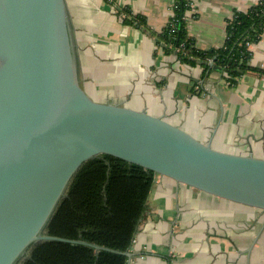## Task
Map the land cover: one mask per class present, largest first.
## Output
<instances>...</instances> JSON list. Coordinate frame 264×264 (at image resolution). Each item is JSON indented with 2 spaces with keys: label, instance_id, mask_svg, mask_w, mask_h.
Masks as SVG:
<instances>
[{
  "label": "water",
  "instance_id": "obj_1",
  "mask_svg": "<svg viewBox=\"0 0 264 264\" xmlns=\"http://www.w3.org/2000/svg\"><path fill=\"white\" fill-rule=\"evenodd\" d=\"M99 156L264 212V157L203 142L164 115L93 100L66 0H0V264H20L42 242L130 261V251L47 234L73 178Z\"/></svg>",
  "mask_w": 264,
  "mask_h": 264
},
{
  "label": "crops",
  "instance_id": "obj_2",
  "mask_svg": "<svg viewBox=\"0 0 264 264\" xmlns=\"http://www.w3.org/2000/svg\"><path fill=\"white\" fill-rule=\"evenodd\" d=\"M187 33L198 49L224 45L227 22L260 0H190ZM79 50L80 80L95 101L145 110L219 148L264 157V73L230 86L223 73L181 64L156 36L175 0H66ZM146 28L124 23L123 8ZM264 72V31L249 45ZM128 264H264V212L154 176L148 212Z\"/></svg>",
  "mask_w": 264,
  "mask_h": 264
},
{
  "label": "trees",
  "instance_id": "obj_3",
  "mask_svg": "<svg viewBox=\"0 0 264 264\" xmlns=\"http://www.w3.org/2000/svg\"><path fill=\"white\" fill-rule=\"evenodd\" d=\"M189 11L190 0H175L172 17L156 36L158 50L175 55L181 64L200 66L203 79L213 61L230 86L244 73H264L250 66L248 47L257 43L264 31V0L245 13L235 12L227 22L224 45L207 51L198 49L187 33ZM122 13L124 23L147 29L143 17L133 16L127 7ZM154 176L151 171L110 156L88 161L73 178L47 234L118 252L129 251L147 215ZM20 264H128V259L120 253L85 245L42 242Z\"/></svg>",
  "mask_w": 264,
  "mask_h": 264
},
{
  "label": "built area",
  "instance_id": "obj_4",
  "mask_svg": "<svg viewBox=\"0 0 264 264\" xmlns=\"http://www.w3.org/2000/svg\"><path fill=\"white\" fill-rule=\"evenodd\" d=\"M194 16V10H193V4L191 3L190 1V11L188 13V16L189 18L193 17ZM249 46V45H248ZM160 52H162L161 50H159ZM211 62V61H210Z\"/></svg>",
  "mask_w": 264,
  "mask_h": 264
},
{
  "label": "rangeland",
  "instance_id": "obj_5",
  "mask_svg": "<svg viewBox=\"0 0 264 264\" xmlns=\"http://www.w3.org/2000/svg\"><path fill=\"white\" fill-rule=\"evenodd\" d=\"M114 2H115V0H114Z\"/></svg>",
  "mask_w": 264,
  "mask_h": 264
}]
</instances>
